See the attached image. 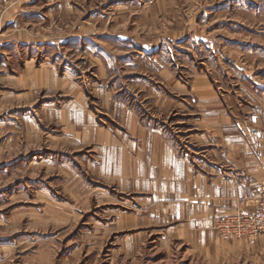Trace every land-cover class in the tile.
<instances>
[{
  "label": "rangeland",
  "instance_id": "374dc122",
  "mask_svg": "<svg viewBox=\"0 0 264 264\" xmlns=\"http://www.w3.org/2000/svg\"><path fill=\"white\" fill-rule=\"evenodd\" d=\"M163 67L208 75L264 141V0H0V264H208L149 216L135 227L93 139L121 131L120 104L180 131L144 81L173 96Z\"/></svg>",
  "mask_w": 264,
  "mask_h": 264
},
{
  "label": "crops",
  "instance_id": "0c3cea01",
  "mask_svg": "<svg viewBox=\"0 0 264 264\" xmlns=\"http://www.w3.org/2000/svg\"><path fill=\"white\" fill-rule=\"evenodd\" d=\"M160 71L161 83L173 96L162 95L152 78L144 81L158 92V102L168 111L181 112L186 123L175 134L120 104L116 113L121 131L97 128L93 137L98 145H108L117 161L111 164L117 170L103 176L117 182L124 205L132 201L134 219L130 218L136 228L141 215L143 220L149 216L151 226H165L172 238L175 234L191 250L202 249L208 264H264V231L254 241H240L221 237L215 229L218 217L235 212L241 199L264 195V141L256 137L259 120L251 114L238 117L206 74L184 83L169 68ZM177 133L184 135L183 143Z\"/></svg>",
  "mask_w": 264,
  "mask_h": 264
},
{
  "label": "built area",
  "instance_id": "2783aa9c",
  "mask_svg": "<svg viewBox=\"0 0 264 264\" xmlns=\"http://www.w3.org/2000/svg\"><path fill=\"white\" fill-rule=\"evenodd\" d=\"M215 229L226 237L256 240L264 231V195L256 200L241 199V205L235 212L218 217Z\"/></svg>",
  "mask_w": 264,
  "mask_h": 264
}]
</instances>
